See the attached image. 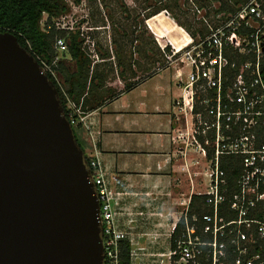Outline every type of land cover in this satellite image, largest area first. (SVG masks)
Listing matches in <instances>:
<instances>
[{
	"label": "built area",
	"instance_id": "obj_1",
	"mask_svg": "<svg viewBox=\"0 0 264 264\" xmlns=\"http://www.w3.org/2000/svg\"><path fill=\"white\" fill-rule=\"evenodd\" d=\"M52 24L55 31L65 30ZM50 27L43 24L42 31L48 33ZM187 38L188 43L172 46L166 56L179 90L172 117L178 124L180 114L183 118V159L191 152L207 165L201 173L205 188L193 192L189 177L191 191L169 230L171 246L165 253L149 255L147 264H264V0H250L205 36ZM65 47V40L55 37L53 59L39 60L42 72L59 86L56 53ZM68 103L70 126L79 127V133L85 128L92 140L87 114ZM227 158L237 166L232 180L222 168ZM87 167L99 203L102 264H122L121 245H132L130 224L143 213H128L120 206L96 153L88 157ZM193 195L203 197L205 212L191 207ZM120 217L128 218L125 226L118 223ZM136 258L130 250L129 264H136Z\"/></svg>",
	"mask_w": 264,
	"mask_h": 264
},
{
	"label": "water",
	"instance_id": "obj_2",
	"mask_svg": "<svg viewBox=\"0 0 264 264\" xmlns=\"http://www.w3.org/2000/svg\"><path fill=\"white\" fill-rule=\"evenodd\" d=\"M100 233L95 187L57 90L2 33L0 264H102Z\"/></svg>",
	"mask_w": 264,
	"mask_h": 264
},
{
	"label": "crops",
	"instance_id": "obj_3",
	"mask_svg": "<svg viewBox=\"0 0 264 264\" xmlns=\"http://www.w3.org/2000/svg\"><path fill=\"white\" fill-rule=\"evenodd\" d=\"M157 15L162 16L154 20ZM157 15L146 22L151 34L167 39L173 46L176 35H181L183 45L188 43L181 27L171 25L162 13ZM180 47L182 44L176 46ZM173 74L170 71L161 77L157 72H148L134 78L122 74L116 83L119 92L97 110L87 113L86 125L93 139L90 140L85 128L80 131L85 150L90 156L97 154L110 190L119 194L120 206L128 213H143L142 217H133L130 224L133 243L129 247L137 253L136 264H147L149 255L167 252L171 246L168 238L171 224L182 210L180 203L191 191L185 181L195 155L186 154L184 160L183 147L174 141L172 104L179 93L176 84L173 85ZM125 83L131 85L127 90ZM184 182L188 192L180 193L178 198L173 188L184 187ZM198 205L201 209V204ZM127 221V217L118 219L120 226Z\"/></svg>",
	"mask_w": 264,
	"mask_h": 264
},
{
	"label": "rangeland",
	"instance_id": "obj_4",
	"mask_svg": "<svg viewBox=\"0 0 264 264\" xmlns=\"http://www.w3.org/2000/svg\"><path fill=\"white\" fill-rule=\"evenodd\" d=\"M248 1L250 0H65L69 12L53 19L52 23L56 22L60 29L67 30V35L68 32L79 33L84 53L92 65L95 64V70L106 77L101 93L110 89L116 95L119 92L116 83L123 75L126 78H134L160 70L157 74L164 77L169 75L170 71L174 72L171 67L166 66V56L170 55V52H165L166 47L171 51L173 45L169 44L167 39H158L151 34L146 24L149 18L154 17V13L166 9L160 13L171 25L175 23L172 18L174 16L189 33L203 31L205 34L209 28L220 25L229 16L227 12L219 11L222 5L227 4L237 10ZM46 17L43 15L41 28ZM155 39L160 44H157ZM174 39L176 46L182 44L181 35L174 36ZM56 55L61 61L72 63L67 47ZM184 72L185 70L181 69L182 75ZM57 80L62 85L59 74ZM137 94L138 92H135V96ZM179 118L180 123L174 122L173 127L174 130L178 129L179 133L174 136L179 147H183L186 136L181 114ZM204 168H207L205 162L195 155L185 182L189 185L190 177L196 192L204 191L205 183L201 179ZM185 182L184 187L173 188L176 197L179 198L186 190L188 192Z\"/></svg>",
	"mask_w": 264,
	"mask_h": 264
},
{
	"label": "trees",
	"instance_id": "obj_5",
	"mask_svg": "<svg viewBox=\"0 0 264 264\" xmlns=\"http://www.w3.org/2000/svg\"><path fill=\"white\" fill-rule=\"evenodd\" d=\"M164 10L166 9H161L152 16ZM237 10L227 4L222 5L219 9V11H225L229 15H233ZM68 12L69 7L65 3V0H0V27L3 29V33L13 35L18 45L33 56L39 66V60L49 62L55 56L53 50L55 37L65 40L70 62L72 63H66L61 60L58 62L56 71L62 78V85L59 86L50 75L46 76L57 90L66 118V105L68 101L72 102L75 106H80L81 112L87 114L100 108L115 94L110 89L101 93L106 77L95 70V64L92 65L87 54L84 53L82 48L83 41L79 39V33L74 31L68 32L67 35V32L64 30L55 31L52 20ZM43 15L47 16L44 27L51 26L48 33L42 31L41 28ZM172 18L193 39H196L198 35L203 37L207 34H204L203 31L189 33L174 16ZM165 52L169 53L170 49L166 47ZM71 69L74 71H71ZM130 86L129 83H125V90ZM71 128L75 141L83 152L84 162L88 166V157L90 155L85 150L84 144L81 141L80 133L78 132L79 127L75 129L71 126ZM210 155L211 148H207V156L210 157ZM222 168L230 174L231 180L237 176V166L231 158L226 159ZM202 201L203 197L193 195L191 197V207L197 209L198 212H205V209L201 210L199 208L200 205H198ZM178 230L179 226H177L172 239H175ZM129 252V245L122 244V264H129Z\"/></svg>",
	"mask_w": 264,
	"mask_h": 264
},
{
	"label": "bare ground",
	"instance_id": "obj_6",
	"mask_svg": "<svg viewBox=\"0 0 264 264\" xmlns=\"http://www.w3.org/2000/svg\"><path fill=\"white\" fill-rule=\"evenodd\" d=\"M161 16L160 15H157V16H155L153 19L154 20H157V19H159Z\"/></svg>",
	"mask_w": 264,
	"mask_h": 264
}]
</instances>
